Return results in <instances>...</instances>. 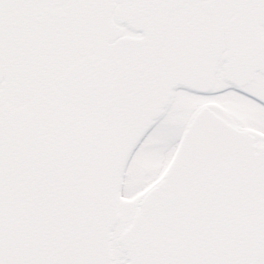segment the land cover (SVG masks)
Segmentation results:
<instances>
[{"label": "water", "instance_id": "obj_1", "mask_svg": "<svg viewBox=\"0 0 264 264\" xmlns=\"http://www.w3.org/2000/svg\"><path fill=\"white\" fill-rule=\"evenodd\" d=\"M262 29L264 0H0V264H112L130 155L221 57L235 85L262 70ZM119 245L264 264V146L200 110Z\"/></svg>", "mask_w": 264, "mask_h": 264}, {"label": "rangeland", "instance_id": "obj_2", "mask_svg": "<svg viewBox=\"0 0 264 264\" xmlns=\"http://www.w3.org/2000/svg\"><path fill=\"white\" fill-rule=\"evenodd\" d=\"M256 91L264 95L263 89H256ZM175 95L164 120L153 123L147 136L141 139L139 148L129 161L120 220L112 236L113 264H125L118 238L129 227L139 204L148 192L156 187L166 175L173 161L179 137L190 119L193 118L194 111L211 103L217 108H225L224 114L231 113L230 116L234 115L235 118L238 116L248 126L253 124L252 117L249 116L251 113L248 109L249 114L243 109V105L245 106L243 98L232 92L212 94L205 98L183 92H177ZM251 112L253 115L256 114V110ZM219 113L222 114L221 111ZM236 120L240 122L238 118ZM240 126L241 128L246 127L242 123Z\"/></svg>", "mask_w": 264, "mask_h": 264}, {"label": "flooded vegetation", "instance_id": "obj_3", "mask_svg": "<svg viewBox=\"0 0 264 264\" xmlns=\"http://www.w3.org/2000/svg\"><path fill=\"white\" fill-rule=\"evenodd\" d=\"M122 31H123V36L140 38V35L133 34L124 27H122ZM262 36L264 39V33H262ZM225 70H226V64L221 57L218 61L217 69H216V72L214 75L213 84H212L209 92H207V93L201 94V93L189 91V90H187L185 88H181V87L176 88L171 94L168 105L166 106V108H165V110H164V112L160 118V122H162L164 120L167 109L172 105L173 98H174V96H176L175 94L177 92L189 93L191 95H196V96L201 97V98H205V97L210 96L212 94L213 95L214 94H225L228 92H232L233 94L243 98L242 101L245 104V106L243 105V109L246 112H248V110H249V112L251 114H249V112H248V114L250 117H252L253 124H250L248 126L247 124L242 122L238 116L236 118L234 117V115H233V117H231L230 116L231 113L230 114L225 113L226 114L225 115L224 114V112L226 111L225 108H217L215 105H212L211 103L204 105L202 108H206V109L211 110L215 115H217L219 118H221L223 121H225L227 124H229L233 128L237 129L238 131L247 132L250 136H252L254 143L257 146H264V142L259 141V140L264 141V95H261L256 91V89H263L264 90V68L262 70L256 71L252 76H250V78L245 77L243 80L239 81L238 85L230 83L227 80ZM202 108H200V109H202ZM254 110H256V114H255L256 116L253 115L251 112ZM220 111L222 112V114L219 113ZM194 112L196 113L197 111H194ZM237 118L246 127L241 128V126H240L241 123L236 120ZM191 119H193V118H191ZM191 119L188 122V124L191 122ZM188 124L186 125V127L188 126ZM186 127H185V129H186ZM255 127H257V128H255ZM179 139H180V137H179Z\"/></svg>", "mask_w": 264, "mask_h": 264}]
</instances>
